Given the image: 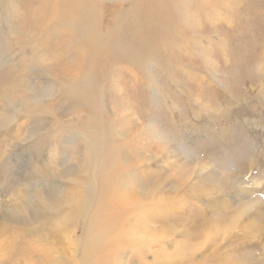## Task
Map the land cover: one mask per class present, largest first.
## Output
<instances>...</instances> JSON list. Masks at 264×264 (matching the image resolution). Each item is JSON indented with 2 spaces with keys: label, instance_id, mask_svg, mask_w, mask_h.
Here are the masks:
<instances>
[{
  "label": "rangeland",
  "instance_id": "374dc122",
  "mask_svg": "<svg viewBox=\"0 0 264 264\" xmlns=\"http://www.w3.org/2000/svg\"><path fill=\"white\" fill-rule=\"evenodd\" d=\"M42 1L0 0V264H264V0H100L99 60Z\"/></svg>",
  "mask_w": 264,
  "mask_h": 264
},
{
  "label": "bare ground",
  "instance_id": "6f19581e",
  "mask_svg": "<svg viewBox=\"0 0 264 264\" xmlns=\"http://www.w3.org/2000/svg\"><path fill=\"white\" fill-rule=\"evenodd\" d=\"M49 1V0H48ZM47 1V2H48ZM66 5H67V9L65 10V16L67 18H69L70 21H72L73 23H75L77 26H71V31H69L67 33V35H69V37H76L80 39V44H82L84 46V49L86 51L85 54H88L90 57H92V59H96L99 60L100 57H108L111 58L113 51L111 48V44H110V40L109 41H105L102 37H99V35H96V29L94 25H91V19L89 18L92 14V8L96 7L97 5L100 6V0H62ZM167 0H132L131 6L135 7V6H143V13H148V12H153L156 11L159 7L160 4L163 5L164 3L166 4ZM37 3L39 4V9H44L45 5L44 2L42 0H37ZM54 4V3H53ZM61 4V3H60ZM44 5V6H43ZM53 6V5H52ZM51 8V7H50ZM39 13L40 10H38ZM121 12L123 13V10H121ZM162 14V13H161ZM41 15V14H40ZM38 16L37 17V22H39L43 16ZM52 15V14H51ZM99 16V13L94 16L97 17ZM51 17V16H50ZM164 17V16H163ZM36 19V18H35ZM66 19V18H65ZM161 19V18H160ZM159 18L156 17V15H154L153 20L154 21H160ZM165 19V18H163ZM180 20V19H179ZM67 21V20H66ZM162 23V22H161ZM95 24V23H93ZM99 25V23H98ZM59 26V25H58ZM106 26V24H105ZM102 27V26H101ZM108 28V27H106ZM111 30V29H110ZM105 31V30H104ZM112 31V30H111ZM114 31V30H113ZM98 34V33H97ZM113 34V33H111ZM124 34V33H123ZM152 35V33H151ZM112 36V35H111ZM126 36V35H125ZM184 36V35H183ZM65 37V36H64ZM107 37V36H106ZM124 37V36H123ZM112 38V37H110ZM122 38V37H121ZM152 38V37H151ZM118 39V38H117ZM128 40V39H127ZM141 40V39H140ZM129 41V40H128ZM136 41V38H135ZM150 41V40H148ZM116 42V41H115ZM59 44V43H58ZM65 44V43H64ZM63 44V45H64ZM128 44V43H127ZM147 45V44H146ZM79 46V44H78ZM77 46V47H78ZM82 46V47H83ZM123 46V45H122ZM156 46V44H155ZM184 46H186L184 44ZM76 47V48H77ZM139 47V46H138ZM157 47V46H156ZM147 48V47H146ZM153 48V46H152ZM158 48V47H157ZM139 49V48H138ZM141 49V48H140ZM111 51V52H110ZM140 51V50H139ZM146 51V50H145ZM159 51V50H158ZM80 52V51H79ZM122 52V50H121ZM124 52V51H123ZM144 52V49H143ZM83 54V53H82ZM141 54V53H140ZM84 55V54H83ZM123 55V53H122ZM146 55V54H145ZM139 56V55H137ZM83 57V56H82ZM121 57V56H120ZM142 57V56H141ZM81 58V57H80ZM137 58V57H136ZM144 58V57H143ZM82 59V58H81ZM106 59V58H105ZM263 59H264V54H263ZM89 60V59H88ZM87 60V61H88ZM108 60V59H107ZM116 60V59H115ZM139 60V59H138ZM78 61V60H77ZM86 61V62H87ZM90 61V60H89ZM114 61V60H113ZM117 61V60H116ZM80 62V61H79ZM105 62V61H104ZM103 63V62H102ZM261 63H263L261 61ZM116 65V64H115ZM80 66L81 64L77 65V72H79L80 70ZM83 66V65H82ZM91 66V65H88ZM258 67L262 70H264V63L260 65H258ZM94 71V70H93ZM82 73V72H81ZM91 79V78H90ZM93 82V81H92ZM74 85V84H73ZM70 86V85H69ZM81 86V85H80ZM70 88V87H69ZM81 92V91H79ZM85 93V92H84ZM95 93V92H94ZM96 95V94H95ZM78 96V95H77ZM81 96V95H80ZM81 98V97H80ZM89 105V104H88ZM93 105V104H92ZM100 112V111H99ZM98 114V113H97ZM95 144V143H94ZM93 152V150H92ZM88 200V199H87ZM262 227V225H261ZM261 229V228H260ZM263 232V231H262ZM109 262V261H108ZM229 262V261H228Z\"/></svg>",
  "mask_w": 264,
  "mask_h": 264
}]
</instances>
